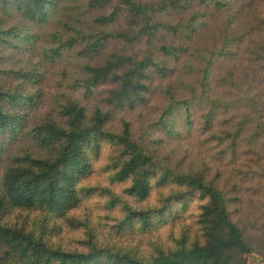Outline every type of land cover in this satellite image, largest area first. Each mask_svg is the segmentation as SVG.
<instances>
[{
    "label": "trees",
    "instance_id": "16d2710c",
    "mask_svg": "<svg viewBox=\"0 0 264 264\" xmlns=\"http://www.w3.org/2000/svg\"><path fill=\"white\" fill-rule=\"evenodd\" d=\"M251 255L264 0H0V264Z\"/></svg>",
    "mask_w": 264,
    "mask_h": 264
},
{
    "label": "rangeland",
    "instance_id": "374dc122",
    "mask_svg": "<svg viewBox=\"0 0 264 264\" xmlns=\"http://www.w3.org/2000/svg\"><path fill=\"white\" fill-rule=\"evenodd\" d=\"M66 239H67V236H66V234H64V236L62 237V239L60 241H65ZM250 259L260 260V257L259 256H256V255H251L248 261H250Z\"/></svg>",
    "mask_w": 264,
    "mask_h": 264
},
{
    "label": "crops",
    "instance_id": "0c3cea01",
    "mask_svg": "<svg viewBox=\"0 0 264 264\" xmlns=\"http://www.w3.org/2000/svg\"><path fill=\"white\" fill-rule=\"evenodd\" d=\"M248 264H264V263L261 262V259H260V260H253V259H250V261H249Z\"/></svg>",
    "mask_w": 264,
    "mask_h": 264
}]
</instances>
